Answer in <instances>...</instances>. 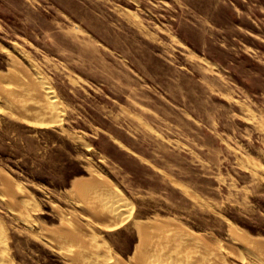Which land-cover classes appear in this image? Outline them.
Listing matches in <instances>:
<instances>
[{
  "label": "rangeland",
  "instance_id": "rangeland-1",
  "mask_svg": "<svg viewBox=\"0 0 264 264\" xmlns=\"http://www.w3.org/2000/svg\"><path fill=\"white\" fill-rule=\"evenodd\" d=\"M136 249L264 264V0H0V264Z\"/></svg>",
  "mask_w": 264,
  "mask_h": 264
},
{
  "label": "bare ground",
  "instance_id": "bare-ground-1",
  "mask_svg": "<svg viewBox=\"0 0 264 264\" xmlns=\"http://www.w3.org/2000/svg\"><path fill=\"white\" fill-rule=\"evenodd\" d=\"M46 90H48L47 88H45ZM44 93H46L47 95L49 94V91L45 92L44 90ZM94 183L92 182H88V181H79V182H74L73 186L83 195V196H86V194L88 192H91L92 188L94 187L93 186ZM101 208H99V215L104 214V215H107L109 217H114L116 218V215H118L117 213V209L114 207V205L112 203H108V204H101ZM102 216V215H101ZM99 218V217H98ZM104 218V217H102ZM101 218V219H102ZM100 219V218H99ZM168 226L167 225H157V224H141L138 226L137 228V232H138V235H139V239L140 241H145L147 237L149 236H157L159 233L161 232H165V231H168ZM169 234V232H167ZM168 238V237H167ZM169 239V238H168ZM148 240V239H147ZM155 240V239H154ZM171 240V239H170ZM163 241V240H161ZM167 241V240H166ZM165 241V242H166ZM179 241V240H178ZM164 242V241H163ZM150 243V241H149ZM161 243V242H160ZM198 244V243H197ZM141 248V247H140ZM155 249V248H154ZM153 249V250H154ZM159 249V248H158ZM151 250L148 249V251L144 250V252L142 250H138L136 249V252L134 254V261H135V264H163L164 262L161 261L160 259L156 260L157 256L156 257H153L154 254L151 252V255H150V252ZM173 255V254H172ZM185 257V256H184ZM167 258V257H166ZM193 259V258H192Z\"/></svg>",
  "mask_w": 264,
  "mask_h": 264
}]
</instances>
